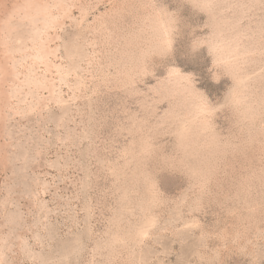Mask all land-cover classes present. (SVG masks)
Masks as SVG:
<instances>
[{
    "label": "rangeland",
    "instance_id": "374dc122",
    "mask_svg": "<svg viewBox=\"0 0 264 264\" xmlns=\"http://www.w3.org/2000/svg\"><path fill=\"white\" fill-rule=\"evenodd\" d=\"M0 264H264V0H0Z\"/></svg>",
    "mask_w": 264,
    "mask_h": 264
},
{
    "label": "snow or ice",
    "instance_id": "6c2138e0",
    "mask_svg": "<svg viewBox=\"0 0 264 264\" xmlns=\"http://www.w3.org/2000/svg\"><path fill=\"white\" fill-rule=\"evenodd\" d=\"M193 6H195V7H200V6H202V5H200L199 3H196V4H194Z\"/></svg>",
    "mask_w": 264,
    "mask_h": 264
}]
</instances>
